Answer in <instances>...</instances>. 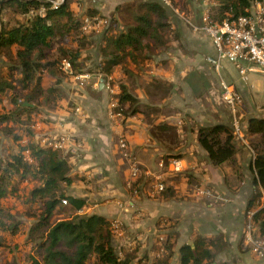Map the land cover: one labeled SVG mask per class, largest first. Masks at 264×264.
Masks as SVG:
<instances>
[{
  "label": "crops",
  "instance_id": "0c3cea01",
  "mask_svg": "<svg viewBox=\"0 0 264 264\" xmlns=\"http://www.w3.org/2000/svg\"><path fill=\"white\" fill-rule=\"evenodd\" d=\"M145 1L153 0H70V8L76 16L87 8L96 9L98 15L114 19L121 30L133 22L137 5ZM192 3L194 12L187 14L192 21L185 17L186 12L176 8L178 14L171 10L181 22L169 19L172 31L166 45L150 53L141 69L127 65L124 72L118 65L107 75L118 92L121 83L134 96L136 101L131 109L129 102H125L126 113L115 111L111 115L112 93L104 86L100 74L90 73L91 77L82 84L75 76H68L62 83L65 99L55 109L41 108L35 116L34 139L40 143L47 135L70 136L62 154L74 179L64 187L67 194L85 200L75 213L101 215L110 223L117 220L119 227H111L112 247L122 253L121 259L130 254L129 264H151L162 254V243L168 239L172 243L168 264H180V247L193 246L196 235L224 238L226 247L218 254L220 261L259 264V258L243 247L242 233L248 199L255 190L251 167L254 155L246 136L247 120L251 116L264 117L260 73L249 72L243 82L237 68L227 61L222 62L219 72L213 68L207 61V57L216 55L209 37L200 29H193L188 21L200 25L206 5L215 2ZM100 39L101 35H91L94 42ZM207 48L208 65H201L199 58ZM14 50L12 46V54ZM88 53L96 61L101 58L93 45ZM6 65L2 52L0 70ZM207 66L216 79V86L208 89ZM45 78L47 81L48 75ZM219 78L231 83L241 98L240 122L245 142L235 138L237 173L228 162L213 164L197 141L198 126L231 122L223 114L224 109L228 110L220 100ZM212 101L220 102L221 109L215 112L210 107ZM3 105L11 106L7 100ZM120 135L125 136L140 163L139 180L129 176L117 143ZM172 157L182 160V171H169ZM137 180L136 186H132ZM157 181L164 182L165 193L154 189ZM199 186L212 188L225 200L196 194Z\"/></svg>",
  "mask_w": 264,
  "mask_h": 264
},
{
  "label": "trees",
  "instance_id": "16d2710c",
  "mask_svg": "<svg viewBox=\"0 0 264 264\" xmlns=\"http://www.w3.org/2000/svg\"><path fill=\"white\" fill-rule=\"evenodd\" d=\"M171 1L181 9L182 1L194 0ZM212 1L217 9L208 13L212 20L221 22L247 14L252 0ZM40 3L39 0H6L0 5V53L7 59L6 67L0 70V134L10 137L16 146L15 151L0 159V247L5 236L17 230V222L2 199L16 196L19 184L31 179L37 184L30 188L27 199L31 204L37 203V207L30 206L34 223L29 231L31 248L26 254V264H129L130 254L120 259L112 247L109 220L97 214L75 213L85 200L66 193L64 185L74 179L69 174L71 166L62 150L44 147L35 141L32 125L40 110L55 109L65 99L62 83L68 76L86 71L106 78L118 65L124 72L127 65L134 64L141 69L150 59L149 54L167 43L172 31L169 8L155 0L141 2L131 24L121 30H107L97 45L91 40L90 32L82 30V18L98 14L96 9L87 8L81 16H76L70 0H64L41 16L37 13ZM92 45L101 58L89 67L88 50ZM12 46L15 47L13 54ZM63 60L69 62V72L63 70ZM45 75L49 77L47 81ZM117 99L114 110L125 113L123 103L129 102L128 109H131L136 101L121 83ZM4 100L11 105L9 108L3 105ZM246 136L254 155L251 167L255 173V190L245 210L257 206L260 186L264 187V117L248 118ZM197 141L213 164L228 162L235 173L239 171L238 147L230 124L216 122L198 126ZM165 190L166 186L160 193ZM63 199L67 201L64 210L71 216L53 221ZM254 221L256 234L264 236V208L256 211ZM162 244V254L151 264H168L172 243L168 239ZM225 247L226 241L221 235H196L193 246L180 247V264H236L218 260V254ZM7 264L17 262L10 260Z\"/></svg>",
  "mask_w": 264,
  "mask_h": 264
},
{
  "label": "built area",
  "instance_id": "2783aa9c",
  "mask_svg": "<svg viewBox=\"0 0 264 264\" xmlns=\"http://www.w3.org/2000/svg\"><path fill=\"white\" fill-rule=\"evenodd\" d=\"M41 3L37 13L41 16L45 15L48 9L56 8L64 0H39ZM162 5L179 14L171 0H158ZM181 15V14H180ZM185 19V17L183 16ZM186 20V19H185ZM201 24L195 25L188 21L193 29L204 31L209 37L216 55L207 57L213 68L219 72L222 62L227 61L233 64L240 75L243 82L247 81L249 72H258L264 75V0H252L247 14H242L234 19H224L221 22L212 20L208 10L201 17ZM109 23L107 18L98 14L84 16L82 18V30L84 32H98L103 26ZM62 68L64 71L71 70L67 60H63ZM76 80L82 84L84 80L89 79L91 74L88 72L74 75ZM110 77L105 78L104 86L112 93L109 102L110 113L113 115L115 107L118 105V89L112 84ZM220 100L225 105L230 116V125L233 130L234 137L241 143L245 142V135L240 122V103L241 98L234 86L223 78H219ZM70 140L68 134H52L47 135L40 140V144L44 147L62 150ZM118 147L124 161L127 163L129 176L131 179H137L142 168L135 154L130 150L128 141L125 136L120 135L118 138ZM169 171L180 172L183 169L182 160L178 157H172L168 163ZM154 189L160 192L165 185L157 181L153 184ZM261 197L258 204L254 208L245 210V222L242 233V245L255 254L260 262L264 264V236L256 234V225L254 221L255 213L258 209L264 208V190L261 191ZM196 194L215 200H225V197L214 192L212 188L206 186L196 187ZM63 199L62 203L66 204ZM110 226L118 228L119 222L114 220ZM118 258L121 259V252H117Z\"/></svg>",
  "mask_w": 264,
  "mask_h": 264
},
{
  "label": "rangeland",
  "instance_id": "374dc122",
  "mask_svg": "<svg viewBox=\"0 0 264 264\" xmlns=\"http://www.w3.org/2000/svg\"><path fill=\"white\" fill-rule=\"evenodd\" d=\"M194 1H195V3H198V2L200 3L202 0H194ZM193 6H195L193 3H188V2L184 3L182 1V3L179 4V7L181 8L179 10L186 12L185 17L188 18L187 14L194 12L192 10ZM206 6H207V10L210 12L217 9L216 3L207 4ZM167 10L169 13V17L171 19L178 20L181 22L179 17H177L176 13L172 12L169 9H167ZM188 19H190V18H188ZM108 21H109V23L106 26H103L100 31H98V32L92 31V32H90V34L91 35H94V34L95 35H101L104 32H106L107 30L112 31L113 28H116L117 30H119L118 27L116 26L114 20L111 17L108 19ZM183 25L186 28V25L185 24H183ZM96 43H97V41H95V44ZM97 45H98V43H97ZM186 46L189 47L190 44H187ZM207 52H208V48H207V50H205L202 53L201 57L199 58L201 65L202 64L208 65L207 61L205 60V55ZM96 60H97L96 57L94 59V57L89 56L88 66L92 67L93 64H95V62H97ZM89 67H87V68H89ZM207 69H208L207 72H209L206 74L207 75L206 78H208V80L206 81V82H208L207 83L208 84L207 89H208V88H212V86H216V79H215L214 73L212 72V70H210V67L207 66ZM204 79H205V77H204ZM259 79H260V81H262V87L264 89V75L260 74ZM205 91H203V93ZM207 92L208 91H206V93ZM211 104L213 106H210V107H213L215 109V112L217 109H221V107H222L220 102L215 103L214 101H212ZM225 113L227 114L228 119L230 121L229 113L224 109L223 114L225 115ZM221 116H223V115L221 114ZM0 136H1L0 137V159L2 160V158H4V156H6L8 152L15 151L16 146H15V143L11 142L8 139V137H6L2 134ZM35 184H37V183L34 180L32 181L31 179H27V180H25L19 184V186H18L19 191L17 192L16 196H14L12 198L7 196V197H4L2 199L3 205L7 208L8 211L12 212L11 214L14 216L13 217L14 222H17V230L15 233L10 234V236H5L4 245L0 247V263L7 264L10 262V260H15L17 262V264H26V262H25L26 254L28 252H30V248H31L29 231H30V227L34 223V219L30 217V206L37 207V203L31 204L30 201H28L27 195L30 191V188L32 186H34ZM26 212H28L29 214H27ZM69 216H71L70 212H66L64 210V204L61 202L60 205L58 206L57 213L55 214V216H53V221L59 220V219H64V218H67Z\"/></svg>",
  "mask_w": 264,
  "mask_h": 264
},
{
  "label": "water",
  "instance_id": "95a60500",
  "mask_svg": "<svg viewBox=\"0 0 264 264\" xmlns=\"http://www.w3.org/2000/svg\"><path fill=\"white\" fill-rule=\"evenodd\" d=\"M4 1H6V0H0V4L3 3ZM0 37H1V32H0ZM101 80L104 83V79L102 78ZM24 104L27 105L28 103L27 102H24Z\"/></svg>",
  "mask_w": 264,
  "mask_h": 264
}]
</instances>
